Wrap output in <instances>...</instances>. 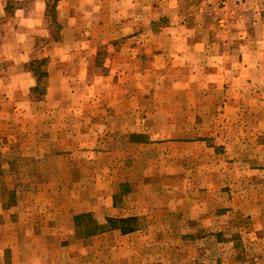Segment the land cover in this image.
<instances>
[{"label":"crops","instance_id":"1","mask_svg":"<svg viewBox=\"0 0 264 264\" xmlns=\"http://www.w3.org/2000/svg\"><path fill=\"white\" fill-rule=\"evenodd\" d=\"M49 2L0 0V158L8 151L7 139L22 150V139L44 134L46 146L33 154L42 153L45 183H68L70 94L88 89L81 105L94 113L79 118L96 126L98 108L111 106L113 114L105 119L125 126L105 129L112 141L108 147L80 146L76 152L126 151L125 165L111 159L109 183L117 185V175L126 169L127 197L101 191L98 199L105 198L103 224L108 218L135 217L137 228L126 234L109 229L81 240L106 234L125 238L130 253L125 264H197L188 254L166 258L162 234L225 232L236 208L228 203L214 210L215 199L224 198H214L213 191L235 177L241 180V216L257 224L241 229V246L264 250V0L228 4L224 14L216 0H58L54 10ZM51 8L59 24L57 38L50 30ZM43 59L47 112L39 114L31 64ZM197 89L207 91L200 96ZM110 90L111 101L106 98ZM55 106L59 112L50 110ZM215 117L241 119V131L207 132L197 125ZM55 121L61 128L54 129ZM92 130L83 135L92 133L96 142L103 130ZM122 134L126 138L116 141ZM217 136L241 137V163L223 169L208 160L214 154L209 139ZM54 137H60L57 149ZM30 156L28 168H38L32 163L38 157ZM81 178L74 184L81 185ZM194 185L205 191L183 190ZM144 219L147 225L141 224ZM261 255L259 264H264V251Z\"/></svg>","mask_w":264,"mask_h":264},{"label":"rangeland","instance_id":"2","mask_svg":"<svg viewBox=\"0 0 264 264\" xmlns=\"http://www.w3.org/2000/svg\"><path fill=\"white\" fill-rule=\"evenodd\" d=\"M243 1V4H259L256 0ZM216 2L221 9L220 14L225 13L228 4H241V0H216ZM49 5L53 6L52 0H50ZM50 11V30L52 37L57 38L59 37V24L55 20L52 8ZM46 65L47 61L43 65L37 64L36 66H38L39 71L44 72ZM45 82V78H42L40 87V90H43L42 92L32 94V99L37 103L35 111L39 114L47 112L44 100ZM204 91L207 90L197 89L200 96ZM105 93L103 92L100 95L104 96ZM110 93L113 92L111 90L107 92L106 97H111L109 101L113 98ZM89 95V90L82 88L71 90L70 94L71 100L68 109L70 121L67 142L71 151L67 154V158L71 166L70 169L64 171L69 175L68 183L50 182L49 179L45 183L46 179L42 175L48 169L40 167L44 164L42 153L33 154L36 149L39 150V148L46 146L47 139L44 134L35 138V140H30L28 137L22 139L21 144H19L22 145L21 151L19 147L15 148L17 144L15 145L12 138L7 139L8 151L0 158V264H125L127 258H130V253L124 249L125 238L117 234H106L102 237L81 240L83 237L76 231L74 226V216L87 213L98 224H103L106 205H104L105 198L103 200L98 199L102 196L101 191L102 194H105L106 191L107 196L110 195V192L117 191L121 197L125 198L127 197L124 195L127 190L125 184H127V178L130 177L124 169L117 175L119 176L117 185L109 183L113 175L110 173V161L112 158H115L116 161L119 159V163L125 165L126 151L124 149L120 148L117 153L112 154H109L110 151H102L101 148L95 149V151H102L101 154L97 152L78 154L76 152L80 146H85V149L90 150L93 145L108 147L112 141L108 139V135L105 136V129L125 126V122L121 124L120 121L114 122V120L105 119L113 114V112H110L112 110L111 106L104 105L98 108L97 114H99L100 119L97 121L96 126L94 125L95 122L79 118L81 113H94L92 108L81 105L82 98L85 99ZM51 109L59 112L60 107L55 106ZM212 109L215 111L216 108ZM238 119H230L227 122V120L215 117L212 121L197 122V125L207 132L210 129L212 131L215 129V132L222 130L223 132H230V134H237L238 131H241V119ZM57 123L55 121V130L61 128ZM44 125L43 122L41 128ZM93 126L95 131L103 130L98 135L99 139L96 142L95 136L91 135L92 133L89 137L83 135V133L87 134L89 131H93ZM125 138V134H122L116 137L115 140L121 142ZM54 139V146L57 149L59 147L58 143L61 144L60 137H54ZM209 140L211 142L209 144L214 147V154L207 156L208 160H212L216 165H221L223 169L229 167V163H241V137L217 136L210 137ZM48 141L50 140L48 139ZM99 141L101 142L98 144ZM226 146L228 150H225ZM31 154L33 155L32 158H35L34 156L38 157L32 159V163L37 162L38 168H28L27 165L31 164ZM139 167L141 168V166ZM149 168H151V165H149ZM143 169H145L144 164ZM238 169L237 171L241 172V169ZM223 172L222 176L225 175L226 170H223ZM79 176L82 177L83 183L81 185L74 184L75 179ZM100 176L104 177L105 180L101 181ZM233 178V181L226 182L224 180L223 184L216 186L219 190L213 191L214 198L217 196L220 199L224 198V201L215 199V204L212 207L214 210L221 211L219 209L222 208V205L228 203L233 206L229 207L230 209L236 208V211H232L230 218L226 221L228 222L226 223L228 228L225 229V232L195 231L189 233L187 237L182 233V230L177 232L168 231L167 234H162L168 245L166 258L180 259L181 255L185 257V254H188L191 258H195L197 264H206L205 262L207 264H259L264 250L258 252L259 250H254L252 247L245 248L241 246V229L253 227L256 223L251 221V218L241 216V180L236 181L235 177ZM103 183H106V185H103ZM105 187L106 189H103ZM155 187L157 189L155 192H159L160 187L156 185ZM185 187H183V190H186V193L205 191L199 185ZM234 197L235 200H232ZM121 201L119 203L123 207L126 203ZM219 206L221 207L219 208ZM119 213L126 214L127 212L120 210ZM84 221L90 223L87 219ZM147 221L144 219L141 224L147 225ZM31 228L34 230L32 231ZM155 235L153 234V236Z\"/></svg>","mask_w":264,"mask_h":264},{"label":"trees","instance_id":"3","mask_svg":"<svg viewBox=\"0 0 264 264\" xmlns=\"http://www.w3.org/2000/svg\"><path fill=\"white\" fill-rule=\"evenodd\" d=\"M53 1V10L55 9V5L58 0ZM46 60H37L31 64L33 74L37 78V86L32 89L33 93L42 92L40 90L42 84V78L47 76V73L41 72L38 69V65L45 64ZM85 219L89 220L90 223H85ZM75 221V229L77 232L81 234V237H90L93 235H97L105 230L109 229H120L123 234L134 231L137 228V218L129 217V218H108L105 224H98L90 214H81L77 215L74 218ZM87 226H86V225ZM86 226V228H84Z\"/></svg>","mask_w":264,"mask_h":264}]
</instances>
